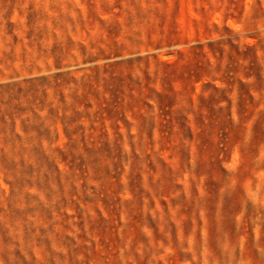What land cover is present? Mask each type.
Instances as JSON below:
<instances>
[{"label":"rangeland","instance_id":"1","mask_svg":"<svg viewBox=\"0 0 264 264\" xmlns=\"http://www.w3.org/2000/svg\"><path fill=\"white\" fill-rule=\"evenodd\" d=\"M0 264H264V0H0Z\"/></svg>","mask_w":264,"mask_h":264}]
</instances>
